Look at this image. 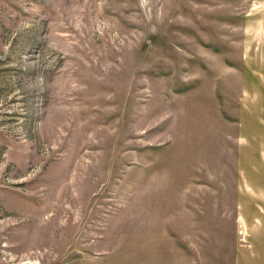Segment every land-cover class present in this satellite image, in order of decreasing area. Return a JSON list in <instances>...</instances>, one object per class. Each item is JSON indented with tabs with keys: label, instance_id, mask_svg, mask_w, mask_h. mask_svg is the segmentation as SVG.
I'll use <instances>...</instances> for the list:
<instances>
[{
	"label": "rangeland",
	"instance_id": "rangeland-1",
	"mask_svg": "<svg viewBox=\"0 0 264 264\" xmlns=\"http://www.w3.org/2000/svg\"><path fill=\"white\" fill-rule=\"evenodd\" d=\"M0 264H264V0H0Z\"/></svg>",
	"mask_w": 264,
	"mask_h": 264
},
{
	"label": "crops",
	"instance_id": "crops-1",
	"mask_svg": "<svg viewBox=\"0 0 264 264\" xmlns=\"http://www.w3.org/2000/svg\"><path fill=\"white\" fill-rule=\"evenodd\" d=\"M245 187L249 188V185L248 184H245ZM260 242V241H259ZM247 261V259H245Z\"/></svg>",
	"mask_w": 264,
	"mask_h": 264
}]
</instances>
